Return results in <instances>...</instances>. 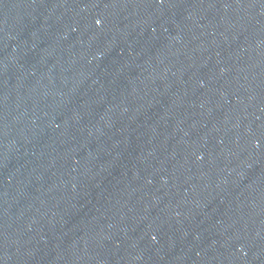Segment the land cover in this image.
<instances>
[{"label": "water", "instance_id": "1", "mask_svg": "<svg viewBox=\"0 0 264 264\" xmlns=\"http://www.w3.org/2000/svg\"><path fill=\"white\" fill-rule=\"evenodd\" d=\"M0 264H264V0H0Z\"/></svg>", "mask_w": 264, "mask_h": 264}]
</instances>
